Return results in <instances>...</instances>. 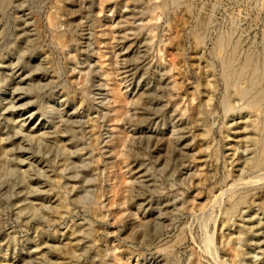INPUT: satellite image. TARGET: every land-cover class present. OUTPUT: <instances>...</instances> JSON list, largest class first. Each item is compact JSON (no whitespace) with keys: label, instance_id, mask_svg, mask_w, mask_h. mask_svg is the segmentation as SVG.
<instances>
[{"label":"rangeland","instance_id":"1","mask_svg":"<svg viewBox=\"0 0 264 264\" xmlns=\"http://www.w3.org/2000/svg\"><path fill=\"white\" fill-rule=\"evenodd\" d=\"M262 89L264 0H0V264H264Z\"/></svg>","mask_w":264,"mask_h":264},{"label":"bare ground","instance_id":"2","mask_svg":"<svg viewBox=\"0 0 264 264\" xmlns=\"http://www.w3.org/2000/svg\"><path fill=\"white\" fill-rule=\"evenodd\" d=\"M235 45V44H234ZM228 46V45H227ZM250 62L251 61H249V60H245L244 62H243V64H241L240 66H241V69H240V72H247V70H249L250 69V67H251V64H250ZM221 65V64H220ZM229 65V64H228ZM234 69V68H233ZM255 73H257V72H255V70H254V67H253V70H252V75H254ZM238 75V74H237ZM258 76V75H257ZM255 77V76H254ZM261 77V76H260ZM230 79V78H229ZM250 79H252V78H250ZM254 79V78H253ZM256 81H258V80H252L251 81V86H255L256 85ZM250 85V84H249ZM261 86V85H260ZM262 91H264L263 89H262ZM259 93L260 94H262V92L260 91V92H258L257 94L259 95ZM242 95V94H241ZM255 96V95H254ZM263 96V95H262ZM257 98H259V97H257ZM253 103H254V101H253ZM259 160L257 161L258 163L259 162H261V161H263L264 160V138H262L261 140H260V152H259ZM264 169V168H263ZM255 177H257V179L255 178ZM264 178V175L263 176H253V178H254V180L253 181H257V180H259V179H261V178ZM263 180V179H262ZM264 181V180H263ZM249 183H250V181H248ZM248 182L245 184V185H248ZM243 183H244V181H243ZM255 183V182H254ZM253 184V183H252ZM252 184H251V186H252ZM250 185V184H249ZM232 187H234V186H232ZM245 188V187H244ZM229 189V188H228ZM230 189H233V188H230ZM241 190V189H240ZM228 191V190H227ZM231 191V190H230ZM229 191V192H230ZM236 191V190H235ZM248 191V190H247ZM226 193V192H225ZM225 193H223V194H220L221 196L222 195H224ZM231 193V192H230ZM220 195H217V196H220ZM241 196V195H240ZM236 197H238V196H236ZM243 196H241L240 198H242ZM245 197V196H244ZM216 198V197H215ZM239 198V197H238ZM237 198V199H238ZM217 199L218 200H220V198H218L217 197ZM234 199V198H233ZM240 201H241V199H239ZM213 201H215V200H213ZM243 201V200H242ZM218 203V202H217ZM220 203V202H219ZM236 203V202H235ZM214 204V203H213ZM215 205V204H214ZM232 205H234L233 203H232ZM230 206V205H229ZM234 207V206H233ZM230 208H232V207H230ZM211 212V211H210ZM230 212V211H229ZM210 252V251H209ZM208 252V253H209Z\"/></svg>","mask_w":264,"mask_h":264}]
</instances>
